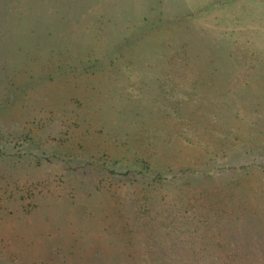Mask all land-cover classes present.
Returning a JSON list of instances; mask_svg holds the SVG:
<instances>
[{
  "label": "rangeland",
  "instance_id": "obj_1",
  "mask_svg": "<svg viewBox=\"0 0 264 264\" xmlns=\"http://www.w3.org/2000/svg\"><path fill=\"white\" fill-rule=\"evenodd\" d=\"M0 264H264V0H0Z\"/></svg>",
  "mask_w": 264,
  "mask_h": 264
},
{
  "label": "trees",
  "instance_id": "obj_2",
  "mask_svg": "<svg viewBox=\"0 0 264 264\" xmlns=\"http://www.w3.org/2000/svg\"><path fill=\"white\" fill-rule=\"evenodd\" d=\"M114 174H116V173H114Z\"/></svg>",
  "mask_w": 264,
  "mask_h": 264
}]
</instances>
